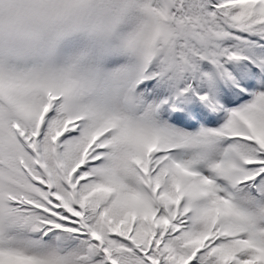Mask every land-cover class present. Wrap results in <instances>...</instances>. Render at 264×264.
Instances as JSON below:
<instances>
[{"label":"snow or ice","instance_id":"1","mask_svg":"<svg viewBox=\"0 0 264 264\" xmlns=\"http://www.w3.org/2000/svg\"><path fill=\"white\" fill-rule=\"evenodd\" d=\"M0 264H264V0H0Z\"/></svg>","mask_w":264,"mask_h":264}]
</instances>
